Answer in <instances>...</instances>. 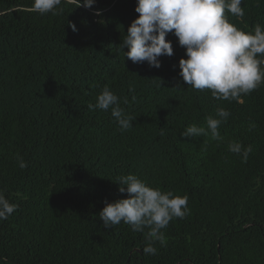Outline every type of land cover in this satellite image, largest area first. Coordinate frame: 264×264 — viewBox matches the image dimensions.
<instances>
[{"label":"trees","instance_id":"16d2710c","mask_svg":"<svg viewBox=\"0 0 264 264\" xmlns=\"http://www.w3.org/2000/svg\"><path fill=\"white\" fill-rule=\"evenodd\" d=\"M32 3L0 0V190L18 206L0 220V264H264V84L239 101L190 87L174 30L161 67L133 63L119 45L137 0H62L56 15ZM241 6L242 17L225 10L229 22L264 26V0ZM104 86L133 127L89 110ZM218 107L231 113L222 140L181 134ZM232 141L252 146L247 162ZM130 173L188 197L190 214L170 221L156 255L144 254V233L99 218L105 201L128 197L115 181Z\"/></svg>","mask_w":264,"mask_h":264},{"label":"clouds","instance_id":"9594fccd","mask_svg":"<svg viewBox=\"0 0 264 264\" xmlns=\"http://www.w3.org/2000/svg\"><path fill=\"white\" fill-rule=\"evenodd\" d=\"M62 0H33L32 10L44 15L57 14V6ZM76 7L92 8L96 0H68ZM243 0H137L134 19L119 45L127 59L133 63L147 62L150 67H161V56H172L173 44L166 37L173 33L179 45L186 49V57L179 61V76L196 90H211L216 100L239 101L264 84V26L257 23L251 31L239 29L229 22L225 10L236 17L244 15ZM100 15L98 11L96 13ZM73 31L75 23L69 22ZM134 91V89H133ZM135 99V96H133ZM127 103V98H125ZM89 110L111 111L121 132L133 127V117L125 114L120 106V98L104 86L96 96V103L88 104ZM231 113L224 107L215 110V116L205 117L206 127L196 124L188 126L181 134L184 137L210 136L213 140L223 139L219 127ZM256 125H250L249 130ZM163 134V129L161 130ZM232 153L242 156L247 162L253 151L251 145L244 147L238 141L228 145ZM19 167L27 164L19 155ZM119 192L127 193V198L114 202L105 201L99 218L104 227L115 228L123 222L133 232L144 233L146 255H156V243L164 247L167 237L164 229L175 218L184 219L190 214L187 195L180 196L172 191H162L149 186L135 174L116 178ZM0 190V220H6L17 210ZM146 230V231H145ZM6 264V262H5Z\"/></svg>","mask_w":264,"mask_h":264}]
</instances>
